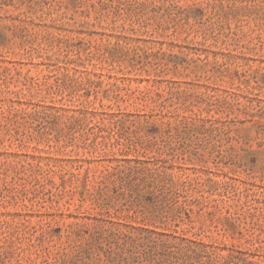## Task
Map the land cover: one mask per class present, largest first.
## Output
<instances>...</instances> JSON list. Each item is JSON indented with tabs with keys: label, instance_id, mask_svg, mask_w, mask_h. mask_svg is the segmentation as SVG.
<instances>
[{
	"label": "rangeland",
	"instance_id": "374dc122",
	"mask_svg": "<svg viewBox=\"0 0 264 264\" xmlns=\"http://www.w3.org/2000/svg\"><path fill=\"white\" fill-rule=\"evenodd\" d=\"M134 157L187 176L178 230L210 246L123 227L130 251L264 264V0H0V264L73 258L119 212L86 168Z\"/></svg>",
	"mask_w": 264,
	"mask_h": 264
},
{
	"label": "trees",
	"instance_id": "16d2710c",
	"mask_svg": "<svg viewBox=\"0 0 264 264\" xmlns=\"http://www.w3.org/2000/svg\"><path fill=\"white\" fill-rule=\"evenodd\" d=\"M89 172L90 169L86 168L82 175V192L87 195L84 199L90 195V184H96L103 196L111 189L113 195L103 198L105 203L102 204L112 205L114 211L119 212H108L107 216H86L88 222L83 226H89L92 231L87 232L86 236H77L76 244L72 246L75 250L74 257L63 260L60 264H153L145 262V258L126 247L128 241L132 240L131 231L123 230V227L145 230L148 238L152 234H160L180 239V244L191 249L196 258L210 246L201 240H190L179 233L181 213L184 210L181 198L184 197L183 188L189 186V180L185 174L175 173L166 160L126 158L115 164L109 161L108 164L100 165V169L92 174ZM136 215L141 217L137 224L125 220L133 219ZM119 217L123 220H118ZM157 228L163 232H158Z\"/></svg>",
	"mask_w": 264,
	"mask_h": 264
}]
</instances>
